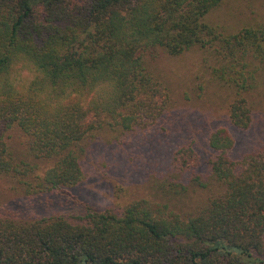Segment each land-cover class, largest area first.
I'll list each match as a JSON object with an SVG mask.
<instances>
[{
    "label": "trees",
    "instance_id": "1",
    "mask_svg": "<svg viewBox=\"0 0 264 264\" xmlns=\"http://www.w3.org/2000/svg\"><path fill=\"white\" fill-rule=\"evenodd\" d=\"M222 2L0 0V181L52 212V196L72 201L70 189L85 179L88 136L151 132L172 96L147 64L150 48L174 57L209 50L214 79L231 90L230 126L248 130L264 25L221 32L204 18ZM232 128L210 131L208 171L219 188L196 212L143 198L34 217L0 203V264H264V145L236 156ZM14 131L28 137L25 157L10 143ZM200 163L195 142L182 143L175 186H206Z\"/></svg>",
    "mask_w": 264,
    "mask_h": 264
},
{
    "label": "rangeland",
    "instance_id": "2",
    "mask_svg": "<svg viewBox=\"0 0 264 264\" xmlns=\"http://www.w3.org/2000/svg\"><path fill=\"white\" fill-rule=\"evenodd\" d=\"M204 20L225 34L246 26H262L264 0H223ZM145 58L154 75L166 81L171 90L172 101L161 123L148 134H120L106 129L88 136L83 142L85 179L70 189L72 201L66 203L60 195L52 196L56 201L52 212L33 203L34 199L7 179L0 181V203L34 217L84 214L88 207L99 211L121 209L143 198L167 202L183 214L194 213L204 206L219 188L209 176L208 160L214 151L208 137L218 126L232 128L227 117L231 90L214 79L209 67L213 55L209 50L194 47L174 57L161 48H150ZM260 81L253 93L256 104L253 125L248 130L232 128L237 140L236 156L264 145L263 73ZM188 141L195 142L201 162L198 170L206 176V186L194 181H184L185 189L175 186L172 156ZM27 142L25 134L12 133L10 143L22 157L27 152ZM36 162L47 166L45 162Z\"/></svg>",
    "mask_w": 264,
    "mask_h": 264
}]
</instances>
